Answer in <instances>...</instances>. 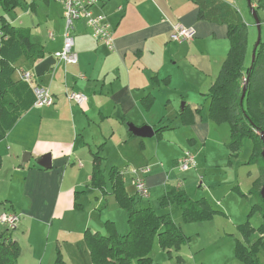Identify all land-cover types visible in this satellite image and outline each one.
I'll use <instances>...</instances> for the list:
<instances>
[{"label":"crops","instance_id":"crops-1","mask_svg":"<svg viewBox=\"0 0 264 264\" xmlns=\"http://www.w3.org/2000/svg\"><path fill=\"white\" fill-rule=\"evenodd\" d=\"M211 1L225 4L241 16L229 0ZM7 3L5 7L1 2L9 14L19 7L24 10L27 21L21 19L17 29L27 33L31 44L41 47L43 59L61 51L64 20L59 0H23L22 4L20 0H7ZM239 4L244 10L240 0ZM260 6L264 7V0L252 5L255 11ZM93 12L106 18L113 31L114 50L97 44L85 23L76 22L73 50L78 57L77 65L56 61L36 81L53 96V106H32L0 140V160L4 157L1 164L6 160L12 163L23 206L15 207L10 195L1 198L14 208L7 213L20 216L14 231L26 235L22 238L24 243L21 240L23 251L25 246L31 260H40L41 264L45 257H36L35 236L41 241L46 231L54 236L53 248L42 254H49L47 264H51L57 250L67 264H91L84 233L90 230L105 234L106 222L113 224L119 235L128 232L127 222H121L122 232L113 215L120 213L114 209L124 210L113 195L110 170L122 175L126 194L137 200L132 172L148 168L145 175L148 198L139 200L138 207H149L155 212L154 198L161 197L168 188L182 190L199 172H207V141L213 131L219 130L208 118L209 101L205 96L229 51L225 25L200 21L198 6L192 0H98ZM2 18L14 27L11 20ZM257 18L260 29L261 20L258 15ZM176 23L192 29L194 38L183 43L171 42L169 37ZM7 40L8 36L3 34L0 59ZM43 59L35 60L30 53L21 56L11 64L19 72L12 81L21 82L20 72H28L26 67H35ZM74 91L87 97L82 108L66 99ZM130 126H148L154 136L136 137ZM159 129L162 132L155 135ZM185 151L199 154L195 169L181 173L176 161ZM228 152L225 156L230 160L231 171L237 170L238 154H232L236 157L233 160ZM46 154L51 155V169L47 170L37 165ZM94 154L100 158L103 173L100 189L91 186ZM201 154L203 165L199 162ZM200 180L204 179L199 176ZM7 208L8 203H0V212ZM103 208L114 213L99 212Z\"/></svg>","mask_w":264,"mask_h":264},{"label":"trees","instance_id":"trees-1","mask_svg":"<svg viewBox=\"0 0 264 264\" xmlns=\"http://www.w3.org/2000/svg\"><path fill=\"white\" fill-rule=\"evenodd\" d=\"M197 4L198 19L227 27L230 43L225 62L209 92L205 96L209 101L208 118L216 125L227 123L230 127L228 149L236 153L242 142H253V157L249 163L257 164L259 179L254 184L256 203L251 212L261 216L259 231L264 234V200L260 197V188L264 182V163L261 158V134H264V45L260 42L256 49L255 61L251 66V53L248 44L247 26L241 16L225 4L211 0H192ZM6 7L7 0H1ZM9 7V5H8ZM256 12V11H255ZM0 31L8 36L1 50L0 59V140L33 106L34 97L23 82L12 81L11 64L28 55L35 60L43 59L40 46L28 41L27 33L7 24L1 17ZM250 56V59H249ZM246 79L247 84H246ZM246 93L242 102L243 87ZM163 129L155 132L160 135ZM100 158L93 155L91 186L102 188L103 173L99 168ZM111 185L115 200L126 213L128 232L119 235L113 224H104L105 234L86 230L84 241L92 264H152L150 251L156 239L160 249L177 252L187 238L175 226L169 215H157L151 208L138 207L139 199L129 197L123 187L122 175L110 170ZM161 204H176L186 222L211 219L212 210L205 201H192L180 189L171 188L160 199ZM11 230L0 234V264H17L20 248L10 237ZM264 237V235H263ZM236 258L243 264H264L259 261L255 245L236 247ZM54 264H67L60 251H56Z\"/></svg>","mask_w":264,"mask_h":264},{"label":"rangeland","instance_id":"rangeland-1","mask_svg":"<svg viewBox=\"0 0 264 264\" xmlns=\"http://www.w3.org/2000/svg\"><path fill=\"white\" fill-rule=\"evenodd\" d=\"M21 1L23 0H20V3ZM229 1L230 4L240 10L243 20L248 24L249 49H252L257 40L258 32L250 13L248 2L247 0H240L241 4L245 5L244 10H242L239 0ZM257 3H259V0H250L251 5ZM263 10V6H260L256 10L261 20L260 38L262 42H264ZM23 11L24 10L19 7L15 12L11 11V14H9V12L4 11L0 2V17H5L9 21L11 20L10 23L15 28L20 27L21 19L22 21H27V18H24L25 15ZM12 18L14 20H12ZM1 21L0 18V23ZM26 68L29 73L34 74L33 66L29 65V67ZM17 76H19V72L15 70L12 80H16ZM37 80H40V78H36V81ZM214 126V128H219V130L213 131L212 133L214 135L207 141L206 148L208 157L206 165L208 170L207 172L204 170V173L199 172L197 178H194L193 181H189L186 187H182V191L192 201H205L210 210L215 213L211 219L208 220L186 222L183 220L181 209L176 204H161L160 199L165 195L164 193L161 197L158 196V198H154L155 203H157L155 205L156 214L159 216L169 215L175 226H177L181 233L187 238V241L181 245L177 252L170 250L169 253H167V251L160 249L155 239L150 251L152 264H243V262L238 260L235 256L236 247L239 244H243L246 247L255 245L259 261L264 262V234H261L259 231L261 216L258 212H251L252 206L256 203V196L254 195L253 188L254 184L259 179L258 165L249 163L253 157V142L249 139H245L242 142L239 150L234 153V156L238 154L240 165H237V170L231 171L229 164L230 160H226L225 156L229 150L228 139L230 127L227 123H222L220 125L214 124ZM192 154L196 158L199 153ZM23 158L24 156L22 155L21 159L23 160ZM230 158L234 160L236 157H233L231 154L229 155V159ZM3 159L4 157H2V160ZM2 160H0V203H2V205L8 203V208L2 209L1 211L7 213V211L13 212L14 208L12 209V207H10V202H8V200L5 201L1 196L10 195L13 204L18 208L23 206L24 201L14 181L16 174L12 170V163L6 160L1 164ZM199 162L201 165L205 163L204 159H202V154L199 156ZM166 163H170V160L166 159ZM195 163L197 164V161H195ZM199 176L204 180L199 181ZM262 182H264V180L260 181V183ZM181 183H184V180H181ZM144 204L146 205L147 202ZM106 210H108V208H103L99 212H105ZM114 210L120 212L113 215L115 219H117L119 230L123 232L124 226H121V222L126 221L125 212L119 211L120 209ZM15 212L17 213L16 210ZM108 212L114 213V211L110 210H108ZM5 230L6 228L0 225V234L5 232ZM9 234L11 239L19 245V258L22 255L21 260L18 259L17 264H41L40 260H36V262L31 260V254L27 252L25 246V250L23 251L22 243H24V241L22 238L24 239L26 235L21 236V231L19 232L18 230H11ZM53 242L54 236L51 233H47V231L43 233L41 241L39 236L36 235L35 243L38 246L36 257L44 256L47 262L49 254H42L43 252L49 253L51 251ZM45 261L43 264H47ZM50 261L51 264H54L55 258ZM89 262L92 264L91 259Z\"/></svg>","mask_w":264,"mask_h":264},{"label":"built area","instance_id":"built-area-1","mask_svg":"<svg viewBox=\"0 0 264 264\" xmlns=\"http://www.w3.org/2000/svg\"><path fill=\"white\" fill-rule=\"evenodd\" d=\"M63 5V20L64 28L62 34V49L53 57L67 66H75L78 63L77 54L73 50L74 39V25L76 22L82 20L89 29L91 37L97 44L103 45L109 51L115 48L114 35L110 26L106 22L104 16L95 15L93 10L97 5L98 0H59ZM3 33L0 31V39ZM195 36V32L180 23L172 26L170 41L174 43H183L191 41ZM51 37V36H50ZM35 74L29 72H20L21 82L31 87V92L34 97V108H49L53 106L54 99L50 92L36 84ZM84 80L83 76H80ZM69 104H73L82 108L86 102L87 97L80 92H70L66 95ZM196 166L194 155L185 151L180 159L176 161V168L181 173H186L194 170ZM149 172L148 168L141 170H134L133 186L135 196L139 200H146L148 198L149 190L145 182V175ZM20 222V216L14 213H0V225L7 230H14Z\"/></svg>","mask_w":264,"mask_h":264},{"label":"water","instance_id":"water-1","mask_svg":"<svg viewBox=\"0 0 264 264\" xmlns=\"http://www.w3.org/2000/svg\"><path fill=\"white\" fill-rule=\"evenodd\" d=\"M248 2V7L250 9V13L253 17V20L256 24L257 27V32H258V37L257 40L253 46L252 49V53H251V66L250 68H252V65L255 61V57H256V49L258 48L259 44H260V29H259V20L257 18L256 12L253 9L252 5L250 4V0H247ZM56 65V60L54 59V57H48L46 59H43L41 62H39L37 65H35L34 67V74L37 78H41L43 77L44 74L48 73L49 70L51 69V67ZM247 80L246 79V84H247ZM246 93V87L244 86L242 89V93H241V97H240V102L243 101L244 96ZM131 132L133 133L134 136L139 137V138H152L154 136V131L152 130V128L148 127V126H143L141 128H135L134 126H130ZM261 142H262V150H261V158L262 161L264 163V134H261ZM24 161V158H23ZM37 165L42 168V169H51V155L50 154H46L44 156H42L38 161H37ZM260 197L261 199L264 200V184L260 189Z\"/></svg>","mask_w":264,"mask_h":264}]
</instances>
